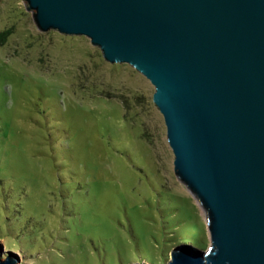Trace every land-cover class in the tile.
I'll return each instance as SVG.
<instances>
[{
  "label": "rangeland",
  "instance_id": "rangeland-1",
  "mask_svg": "<svg viewBox=\"0 0 264 264\" xmlns=\"http://www.w3.org/2000/svg\"><path fill=\"white\" fill-rule=\"evenodd\" d=\"M0 257L18 264H166L211 242L174 172L155 86L82 35L40 31L0 0Z\"/></svg>",
  "mask_w": 264,
  "mask_h": 264
},
{
  "label": "water",
  "instance_id": "water-1",
  "mask_svg": "<svg viewBox=\"0 0 264 264\" xmlns=\"http://www.w3.org/2000/svg\"><path fill=\"white\" fill-rule=\"evenodd\" d=\"M25 6L40 31L86 36L155 86L174 172L205 210L211 238L205 249L180 244L166 264H264V0Z\"/></svg>",
  "mask_w": 264,
  "mask_h": 264
},
{
  "label": "trees",
  "instance_id": "trees-1",
  "mask_svg": "<svg viewBox=\"0 0 264 264\" xmlns=\"http://www.w3.org/2000/svg\"><path fill=\"white\" fill-rule=\"evenodd\" d=\"M11 33H12L11 30L1 31L0 32V43H4ZM192 244L195 246L201 245L200 241L198 242L197 240L193 241Z\"/></svg>",
  "mask_w": 264,
  "mask_h": 264
}]
</instances>
